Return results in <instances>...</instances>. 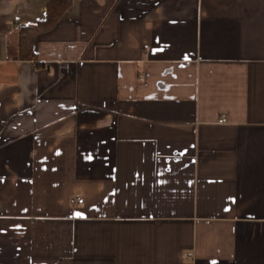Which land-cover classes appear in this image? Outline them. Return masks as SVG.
Listing matches in <instances>:
<instances>
[{
	"label": "crops",
	"instance_id": "obj_1",
	"mask_svg": "<svg viewBox=\"0 0 264 264\" xmlns=\"http://www.w3.org/2000/svg\"><path fill=\"white\" fill-rule=\"evenodd\" d=\"M47 11L0 0V264H264V0H72L23 59Z\"/></svg>",
	"mask_w": 264,
	"mask_h": 264
},
{
	"label": "trees",
	"instance_id": "obj_2",
	"mask_svg": "<svg viewBox=\"0 0 264 264\" xmlns=\"http://www.w3.org/2000/svg\"><path fill=\"white\" fill-rule=\"evenodd\" d=\"M72 0H48L47 17L36 28L29 29L22 37L20 55L23 59H33L36 56L34 50V37L37 33L53 27L68 9Z\"/></svg>",
	"mask_w": 264,
	"mask_h": 264
},
{
	"label": "built area",
	"instance_id": "obj_3",
	"mask_svg": "<svg viewBox=\"0 0 264 264\" xmlns=\"http://www.w3.org/2000/svg\"><path fill=\"white\" fill-rule=\"evenodd\" d=\"M25 27V24H22V23H18V24H15L14 28L16 30H21ZM227 119L225 116H222L221 119L219 120L221 123L225 122ZM71 203L72 204H82L84 203V198L81 197V196H76V197H72L71 198Z\"/></svg>",
	"mask_w": 264,
	"mask_h": 264
}]
</instances>
